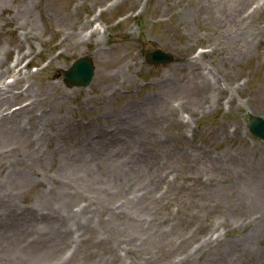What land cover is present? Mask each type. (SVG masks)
<instances>
[{
  "label": "rangeland",
  "instance_id": "1",
  "mask_svg": "<svg viewBox=\"0 0 264 264\" xmlns=\"http://www.w3.org/2000/svg\"><path fill=\"white\" fill-rule=\"evenodd\" d=\"M261 30L264 0H0V85L27 90L0 100V264H264Z\"/></svg>",
  "mask_w": 264,
  "mask_h": 264
},
{
  "label": "water",
  "instance_id": "2",
  "mask_svg": "<svg viewBox=\"0 0 264 264\" xmlns=\"http://www.w3.org/2000/svg\"><path fill=\"white\" fill-rule=\"evenodd\" d=\"M145 60L149 64H167L174 61L173 55L159 48L149 49L145 52ZM93 76V66L89 58L76 60L72 67L63 73V79L69 86H87ZM249 131L264 140V121L257 116L249 117Z\"/></svg>",
  "mask_w": 264,
  "mask_h": 264
},
{
  "label": "bare ground",
  "instance_id": "3",
  "mask_svg": "<svg viewBox=\"0 0 264 264\" xmlns=\"http://www.w3.org/2000/svg\"><path fill=\"white\" fill-rule=\"evenodd\" d=\"M237 17H241L243 18V14L240 13L239 15H237ZM240 19V18H239ZM230 22V20L228 21V23ZM227 23V21H226ZM83 24V23H82ZM261 36H264V31L261 30ZM68 39L66 37H64L62 39V42H66ZM60 41V43H62ZM188 62H194L191 59L187 60ZM8 69V67L6 68V70ZM11 93V95H16V96H24L25 94H27V90H22V91H18L16 92V94L12 93V86H5L4 90H0V99L1 97H5L6 99L8 98L7 94ZM30 105V104H29ZM28 106L24 105L23 108H21L20 110L24 109V107ZM85 139H82L81 141H77L76 144L74 145V149L70 151V153H68L67 155V159L68 160H74V161H80L83 164H85L86 167H88V169L90 170V173L92 174H96L98 176H100L101 178H104V174H101V170L99 169L100 167V158L97 157L98 155V144L95 142H91L90 144L84 143ZM91 149H93L94 152V156L90 155V151ZM112 156H115V154H112ZM97 157V158H96ZM114 184H116V182L118 181L117 179L114 178H109ZM102 182V179L100 180Z\"/></svg>",
  "mask_w": 264,
  "mask_h": 264
}]
</instances>
